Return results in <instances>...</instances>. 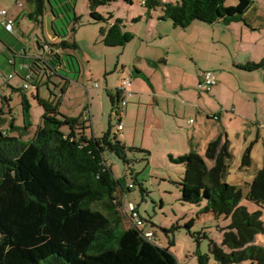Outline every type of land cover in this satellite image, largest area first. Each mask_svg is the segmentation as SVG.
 Masks as SVG:
<instances>
[{
  "label": "trees",
  "instance_id": "trees-1",
  "mask_svg": "<svg viewBox=\"0 0 264 264\" xmlns=\"http://www.w3.org/2000/svg\"><path fill=\"white\" fill-rule=\"evenodd\" d=\"M24 1L33 6L36 22L42 26L47 3L55 18L58 15L51 0ZM116 1L119 0H89L91 18L105 21L96 8ZM120 1L130 5L134 2ZM237 1L235 6H225V0H142V5L147 18L158 8L162 12L160 20H170L173 27L185 29L195 21H222L226 25L242 21L253 0ZM79 20L78 16L73 19V34ZM57 36L61 38L58 42L46 40L44 45L39 44L40 49L46 45L53 52L47 58L41 55L33 59L29 65L41 70L48 80L60 76V51L77 49L67 34ZM100 36L107 47H123L134 39L131 32L125 31L121 19L101 29ZM263 61L247 63L241 69L255 71L263 66ZM35 86L33 99L43 112L32 135L29 136L33 127L32 105L19 89L23 124L15 126L10 121L9 129L0 131V264H178L168 248L145 237L148 231L124 227V186L103 157L110 152L130 167V154L148 153L127 147L119 130L113 132L110 125L100 137L94 136L89 119L65 115L52 90L50 97L42 98L39 85ZM109 98L113 112L118 96L109 94ZM168 158L171 163L184 166L179 183L181 202L204 203L202 213L229 219L221 230V246L210 243V253L217 264H264V246L255 244L257 236L264 235L262 211L249 213L240 204L241 190L225 180L232 158L226 135L219 134L210 141L203 156L190 151ZM207 162L212 165L209 167ZM250 163L248 147L242 154L241 166ZM129 186L128 190L132 188ZM246 199L264 209V163L249 185ZM207 259V255L199 256V263L205 264Z\"/></svg>",
  "mask_w": 264,
  "mask_h": 264
},
{
  "label": "rangeland",
  "instance_id": "rangeland-1",
  "mask_svg": "<svg viewBox=\"0 0 264 264\" xmlns=\"http://www.w3.org/2000/svg\"><path fill=\"white\" fill-rule=\"evenodd\" d=\"M237 2L225 0L224 4L235 6ZM0 4H2L0 7L13 9V12L19 7L26 12L23 22L26 25L23 29L25 35L5 34L6 39L13 41L20 48L24 47L30 56L35 53L41 56L42 50L36 47V41L48 37L45 31L42 33L37 27L34 9L32 10L24 0H18L17 3L14 0H0ZM51 4L58 11L53 23L56 33L70 36L69 39L76 43L77 49L60 51L62 57L58 72L60 76L51 77L50 80L41 75L43 72L39 69L38 77L34 75L22 79L25 72L20 75L18 70L14 71L12 66L6 64L5 55L0 53V129H9L8 122L1 120L3 118L1 110L7 116L11 109L16 119L15 126H22L21 97L18 89H22L23 83L29 86V89L25 90L26 96L42 114L43 109L33 99V95L37 93L35 84L39 85L40 95L45 98L50 97V90L54 95H59L61 85L64 84L60 77L63 76L71 80L72 84L61 105V111L75 116L88 106L90 100L93 114L90 124L94 136L100 137L109 125L112 131L116 132L118 117L111 110L108 90L115 93V89L120 85L124 78L121 75L123 65L130 70L126 77L133 81L134 70L129 64L139 46L147 44L149 47L153 44V47L159 48L169 46L168 50H172L171 58L180 69L179 72L171 69L173 80L181 77L186 79L190 84V90L196 96L199 94L196 88L199 81L197 71L202 73L211 71L218 77L219 83L212 88V92L201 95L207 100L203 103V109L211 117L215 116L214 121H206L204 114L191 113L180 117L181 125L184 132L194 126L201 128L199 141L202 149L198 154L203 156L206 145L217 135L219 123L215 118L220 116L232 154L226 183L241 190L240 204L249 213L262 211L261 220L264 224V209L246 199L249 185L264 163V0H253L242 21H231L228 26L222 21L214 24L195 21L185 29L173 27L170 20H160L162 12L158 8L151 11L152 19L149 21L142 0H134L131 5L119 0L97 7L96 11L106 19L100 22L91 18L89 0H51ZM46 7L48 11L51 10L50 3H47ZM109 14L113 16L111 19ZM75 16L80 17V20L75 24L76 32L73 34L70 29L74 26ZM140 17L143 20L133 21ZM116 19H121L125 31L134 35V39L126 44L125 48L107 47L101 41V29ZM244 21L252 28H247ZM2 30L4 29L0 26V31ZM149 34L151 37L147 36ZM139 38L149 40L151 45L141 44ZM60 40L59 37L56 42ZM192 41L198 43H190ZM2 49L3 44L0 42V51ZM262 61L263 66L255 71L239 69L247 63ZM9 74L13 75L11 79H8ZM194 79L197 81H193ZM95 84L98 88H94ZM131 96L127 97V102ZM4 98L7 99V103ZM35 107L31 110L33 127L29 136L40 122ZM180 107L183 110V107ZM130 142L131 139L127 144ZM248 147L251 163L249 166H241L242 154ZM103 157L114 177L122 180L124 186L125 228L133 226L124 214L130 202L136 206L142 219L140 230L150 232L154 244L168 248L178 264H200L199 256L203 255L208 257L205 264H217L210 253V243L221 246V230L229 224V219L224 216L216 217L212 213H202L204 203L194 205L181 202L179 183L184 174L183 165L171 163L166 153L156 154L151 159L148 155L144 156L138 152L130 154V158L133 159L130 167L110 152H105ZM207 165L210 167L212 164L207 162ZM129 185L132 186L130 190L127 189ZM255 244L264 246V235L257 236Z\"/></svg>",
  "mask_w": 264,
  "mask_h": 264
},
{
  "label": "crops",
  "instance_id": "crops-1",
  "mask_svg": "<svg viewBox=\"0 0 264 264\" xmlns=\"http://www.w3.org/2000/svg\"><path fill=\"white\" fill-rule=\"evenodd\" d=\"M15 3H17V1H15ZM30 8L32 10L34 9L31 5ZM0 9L8 10L10 16L12 17V19H14L15 24L13 34H9L3 27L2 28L4 30L0 31V42H2L3 44V49L0 51V53L5 55L6 64L12 66L14 71L18 70V72H20V75L25 72V76L22 79H28L29 77H32L34 75L38 77L40 75L39 70L37 71V69L33 66L29 68V65L32 64L33 59L39 58V55L35 53L34 55L30 56L26 53V49L24 47L20 48L13 41L6 39V36L9 35H25L23 29L24 27H26V25L23 22L26 16V12L22 9V7L14 10V12L12 11L13 9L11 10L9 8L7 9L4 7H0ZM141 19L142 17H140L139 20ZM150 19H152V15L150 16L149 21ZM244 24L247 28H252L246 21H244ZM226 26H228V24ZM37 27L42 33L43 31H45L44 24L42 26L41 24L37 23ZM5 34L7 35L5 36ZM147 36L151 37V34ZM139 39L141 41V44L149 43V45H151L149 40L145 41L143 38ZM46 40L50 41L47 38L36 41V47L39 50H42V55L45 58H47V54H49V49L46 45L44 46V48L40 49L39 44L44 45V43H46ZM190 43H198V41H192ZM127 45L123 47L125 48ZM168 47L169 46L164 48L153 47V44L151 45V47H149L147 44L146 46H139L135 51V54L133 55V58L130 60L129 64V67H132V69L134 70L135 76V79L131 81L130 86L132 96L130 97V99H128L127 105L123 109V115L120 119V123L122 124V129L119 131L121 132V134L119 135L120 139L125 145L140 148L146 151L150 159L152 158V156L162 153H166L168 157H177L189 153L190 151L199 153L198 151L202 149L201 143L199 141L201 128L198 129L194 126L192 128L190 127V130L187 129L186 132H184L180 117H184L185 115L191 113H195L196 115L204 114V118L206 121H214L213 117H215H211L204 111L203 103H205L207 100L201 96L203 93H199L196 96L195 93L190 90V84L186 79H183L182 77V79L180 78L177 80H173L171 76V69L178 70V72L180 69L179 65L174 63L172 59L173 56H171L172 50H168ZM129 72V68H127L126 65H123L121 72L122 78L128 76L127 74ZM197 74V80H199L202 72L197 71ZM10 75L11 77H8V79H11L13 76L12 74H9V76ZM41 75H43V73ZM214 77L218 84V77L215 74ZM60 78L64 81L63 85H61V83L59 82L61 88L62 86H64V92L60 90V94L56 95V97L57 99H60L59 110L61 111V105L63 104L65 97L70 91L72 81L66 77ZM197 80L194 79L193 81ZM25 85L27 84L23 83L22 89L19 90H22L24 92L25 90H28L29 86L27 85L25 89ZM38 92L40 94V89H38ZM87 92L89 91L87 90ZM211 92L212 89L208 93ZM108 93L112 96L115 95V93L111 92L110 90H108ZM182 95L186 96V98L184 97V99ZM41 97L45 98L43 96ZM4 99L5 101L7 100L6 98ZM2 105H4L3 101ZM31 105L32 108L35 107L32 103ZM180 106L183 107V110ZM35 108V110H37V107ZM36 112L37 116L40 118L41 111L37 110ZM62 113L68 116H72L67 114L66 112ZM1 115L3 117L1 120L8 123L12 121L14 125H16V119L13 117L11 109H9V115L7 116L5 115L3 110H1ZM81 115L89 119L92 124L93 114L90 100H88V106H85L84 110H80L77 115L72 117ZM215 120L219 123V129L217 135L213 138V140L219 134H225L222 122L220 121V116L215 118ZM125 129L128 131L126 132ZM0 131H6V129L1 128ZM124 131L125 133H123ZM129 139H131V142L130 144H127V141Z\"/></svg>",
  "mask_w": 264,
  "mask_h": 264
},
{
  "label": "built area",
  "instance_id": "built-area-1",
  "mask_svg": "<svg viewBox=\"0 0 264 264\" xmlns=\"http://www.w3.org/2000/svg\"><path fill=\"white\" fill-rule=\"evenodd\" d=\"M0 26L3 27L9 34H13L14 31V19L9 14V11L6 9H0ZM46 49V47H45ZM11 77V75L9 76ZM217 84V81L214 77L213 72L211 71H205L201 74L200 79L197 84V90L199 93H208L211 91V89ZM25 85V89H26ZM131 86V80L129 77H124L120 85L117 89H115V95L118 96L117 104L115 105V110L113 111L117 117H118V125L117 129L120 131L122 129V124L120 123V119L123 115V109L127 105V97L132 95V91L130 90ZM95 88L98 87L97 84L94 85ZM86 118V117H85ZM5 135V133L3 132ZM131 187V186H129ZM123 203V201H122ZM123 208V206H122ZM127 212L124 213L127 218L130 219L131 223L135 227L142 226L143 222L141 217L138 214V210L136 206L132 203H128V206L126 208ZM145 237H147L149 240L152 239V234L150 232L145 234Z\"/></svg>",
  "mask_w": 264,
  "mask_h": 264
},
{
  "label": "water",
  "instance_id": "water-1",
  "mask_svg": "<svg viewBox=\"0 0 264 264\" xmlns=\"http://www.w3.org/2000/svg\"><path fill=\"white\" fill-rule=\"evenodd\" d=\"M54 19L55 15L52 9L47 13L44 17V30L46 32V35L50 41H54L58 38L57 33L54 29ZM53 50L49 49V53H52Z\"/></svg>",
  "mask_w": 264,
  "mask_h": 264
}]
</instances>
